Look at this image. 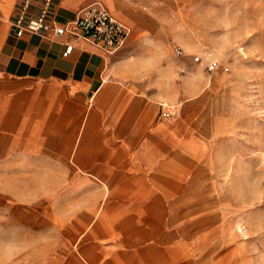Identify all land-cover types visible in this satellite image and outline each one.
Returning <instances> with one entry per match:
<instances>
[{"label":"rangeland","instance_id":"1","mask_svg":"<svg viewBox=\"0 0 264 264\" xmlns=\"http://www.w3.org/2000/svg\"><path fill=\"white\" fill-rule=\"evenodd\" d=\"M177 5L189 23L175 43L182 53L173 55L174 44L170 55L150 53L132 76L142 89L125 87L126 106L102 107L103 122L86 140L89 151L95 143L121 156H92L78 167L67 157L81 141L71 114L32 139L26 122L18 139H0V264H156L163 220L174 240L159 247L165 259L264 264V0ZM211 62L226 70L207 71ZM136 98L147 102L143 109ZM137 109L147 127H136ZM124 123L129 130L118 133ZM155 125L163 132L151 133ZM95 165L94 173L116 179L91 176ZM127 177L135 188L116 185ZM95 216L111 230L94 232Z\"/></svg>","mask_w":264,"mask_h":264},{"label":"crops","instance_id":"2","mask_svg":"<svg viewBox=\"0 0 264 264\" xmlns=\"http://www.w3.org/2000/svg\"><path fill=\"white\" fill-rule=\"evenodd\" d=\"M95 1L100 2L114 17L129 27V34L124 44L113 54L105 55L91 44L74 41L71 52L63 56L61 53L64 48V36L40 37L35 33H23L17 36L14 33L11 19L17 8L18 0H0L1 143L6 137L9 140L18 139L21 125L25 122L29 139H32V132H40L51 127L56 128L58 120H61L64 115L71 114L75 117V125L81 135L79 139L83 142L77 141L73 152V148L68 150L67 157L70 155L71 160L78 167L86 169L88 166H85V162L88 160L95 162L96 159L92 156H109L113 159L115 155L121 156L120 153L104 149L103 146L95 143L92 144V149L95 150L89 151L88 149L91 145H87L86 140L91 130L98 123L103 122L105 117L102 115L105 114L102 107L126 106L132 94L124 91L125 87L142 89L144 86L142 82H137L132 77L140 73L139 69L143 61L150 53L153 58H162L168 53L170 55L173 44L185 41L183 31L189 23L181 18V13L178 14L177 3L180 0H166L170 2L166 6L164 0H52L50 9L56 21L64 22L73 18L79 9ZM34 13V8L27 11L29 15ZM172 53L176 55L174 49ZM107 92H110V96L107 95L109 96L108 104H104L101 101ZM132 102L142 103L136 105L142 109L147 103L141 98H136ZM165 106L169 108L170 105ZM161 109L163 110L164 106H161ZM139 110L137 109L136 113L138 117ZM5 115L15 119L11 127L3 122ZM143 124L144 127L148 126V124L145 125L146 121L143 122V118L139 117L136 127H143ZM123 130H129L126 123L118 126V133ZM160 131L163 132L161 125H155L151 133L157 134ZM84 155L91 156V158H85ZM91 170V176L105 181L107 185L109 181L116 179H111L109 173L106 175L94 173L93 171L98 170L96 165ZM106 170L112 171L111 169ZM118 175L116 172L115 176ZM132 181L131 177H127L119 180L118 183L121 184L116 185L135 188L130 184ZM137 194L138 191L131 189L132 197L128 199L136 200ZM120 201L115 200L114 202ZM151 205L150 209L157 216L156 206H153V202ZM141 211L143 208L135 214ZM125 216L129 215L125 214L120 218ZM120 218L115 217L112 224ZM96 219H99V216L92 217L94 232H98L100 228L101 234H104L106 229L111 230L105 224H101L100 220L95 221ZM132 227L138 232L136 226ZM165 230L163 220L160 232L156 234L160 236L154 248L158 253L156 264H181V257L177 253V256L173 253L172 257L165 259L159 250L161 245L167 243L173 245L174 242L172 237L166 235ZM139 232V236L146 235L145 229ZM111 238L113 239L112 236ZM116 240L114 250L117 246ZM133 240H135L134 237ZM94 244L104 254L105 251L101 249V246ZM149 244H152L151 240L144 244L146 252L149 250ZM137 254L144 256L142 250L141 254Z\"/></svg>","mask_w":264,"mask_h":264},{"label":"built area","instance_id":"3","mask_svg":"<svg viewBox=\"0 0 264 264\" xmlns=\"http://www.w3.org/2000/svg\"><path fill=\"white\" fill-rule=\"evenodd\" d=\"M52 0H18L15 13L12 16L14 33L17 36L23 33H35L40 37H65L62 55L66 56L73 48L74 41H82L95 46L103 54L115 53L124 44L129 27L114 17L100 2H92L79 9L75 16L64 22L56 21L51 13ZM30 8L35 13L27 14ZM175 54H181L182 50L177 46ZM194 61L199 56H193ZM216 69L226 70L225 66L217 67L214 62L206 64L207 71ZM164 117H170L171 112L166 107L161 111Z\"/></svg>","mask_w":264,"mask_h":264},{"label":"bare ground","instance_id":"4","mask_svg":"<svg viewBox=\"0 0 264 264\" xmlns=\"http://www.w3.org/2000/svg\"><path fill=\"white\" fill-rule=\"evenodd\" d=\"M146 194V193H145ZM153 254H151L150 256H152Z\"/></svg>","mask_w":264,"mask_h":264}]
</instances>
